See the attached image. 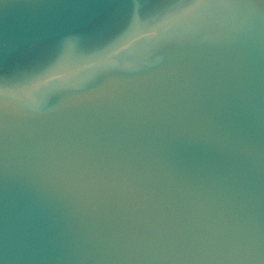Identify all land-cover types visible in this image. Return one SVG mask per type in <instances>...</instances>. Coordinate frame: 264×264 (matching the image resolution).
Returning <instances> with one entry per match:
<instances>
[{
  "label": "water",
  "instance_id": "obj_1",
  "mask_svg": "<svg viewBox=\"0 0 264 264\" xmlns=\"http://www.w3.org/2000/svg\"><path fill=\"white\" fill-rule=\"evenodd\" d=\"M0 264H264V0H0Z\"/></svg>",
  "mask_w": 264,
  "mask_h": 264
}]
</instances>
